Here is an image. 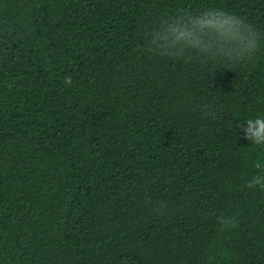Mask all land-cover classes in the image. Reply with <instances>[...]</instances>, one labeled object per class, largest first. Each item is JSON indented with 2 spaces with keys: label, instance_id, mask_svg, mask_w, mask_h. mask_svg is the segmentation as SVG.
<instances>
[{
  "label": "trees",
  "instance_id": "16d2710c",
  "mask_svg": "<svg viewBox=\"0 0 264 264\" xmlns=\"http://www.w3.org/2000/svg\"><path fill=\"white\" fill-rule=\"evenodd\" d=\"M206 12L253 58L152 50ZM257 115L264 0H0V264H264Z\"/></svg>",
  "mask_w": 264,
  "mask_h": 264
},
{
  "label": "clouds",
  "instance_id": "9594fccd",
  "mask_svg": "<svg viewBox=\"0 0 264 264\" xmlns=\"http://www.w3.org/2000/svg\"><path fill=\"white\" fill-rule=\"evenodd\" d=\"M205 32L216 34L225 45L219 51L236 60L253 58L261 40V36L244 18L224 12H206L192 18L187 24L179 21L169 23L162 34H154L152 50L161 55L179 53L186 46L208 51L202 41ZM242 131L251 144L264 146V115L244 119ZM256 166L262 167L259 163ZM256 185L264 188V177H254L249 183V187Z\"/></svg>",
  "mask_w": 264,
  "mask_h": 264
}]
</instances>
